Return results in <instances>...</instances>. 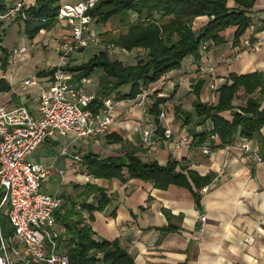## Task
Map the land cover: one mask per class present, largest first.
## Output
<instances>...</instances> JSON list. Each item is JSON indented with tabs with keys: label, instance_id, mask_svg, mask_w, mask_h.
<instances>
[{
	"label": "crops",
	"instance_id": "crops-1",
	"mask_svg": "<svg viewBox=\"0 0 264 264\" xmlns=\"http://www.w3.org/2000/svg\"><path fill=\"white\" fill-rule=\"evenodd\" d=\"M12 1L5 0L7 5ZM75 1L61 0L60 6ZM26 2L27 9L36 4V0ZM227 5L235 8L236 2L228 0ZM247 15L252 21L238 44L234 43L236 27L231 26L220 33L225 41H205L207 48L201 47L198 56L188 55L179 68L165 73L164 83L159 80L151 83L148 87L155 90L146 109L138 106L135 99H118L117 92L105 95L104 98L111 97L116 102L115 120L108 131L84 137L56 135L29 155L33 154L28 157L30 160L50 168L41 191L57 193L64 199L63 206L56 211L54 225L59 233V252L67 253L66 247L73 236L68 224L74 229L85 224L91 229L93 239L116 241L134 258L135 264H264V123L253 136L242 138L237 134L233 141L247 140L251 149L262 157L253 166L243 160L242 150L231 145L212 148L209 154H204L205 144L221 143L218 135L210 134L203 143H198L199 134L209 132L213 124L197 114L196 104H217L220 88L232 83L230 74L260 72L264 77V0H256ZM137 18V13H130L132 22ZM209 19L206 15L196 17L193 29L200 30ZM13 25L19 27V32L25 30L24 21L19 20L5 24L1 32ZM120 27L117 18L94 23L100 43L88 46L87 53V47L71 52L69 67L85 63L102 51L125 66L135 65L144 52L142 48L127 51L110 42L119 35ZM26 37L35 47L39 43L44 47L51 44L60 56L72 40L71 29L64 21H58L50 30H41L34 38L27 34ZM111 45L113 54L109 52ZM21 46L29 48L26 44ZM237 52H241L238 59ZM77 55L80 57L75 58ZM12 61L10 50L2 48L0 80H4L2 86L7 89L0 90V104L10 108L24 104L36 113L38 99L48 88L52 70L58 63L37 72L42 73V81L40 90L33 94L22 87L23 80L32 75L25 76L19 87H15L11 75L6 78L2 69ZM70 71L74 86L99 95L103 69H95L89 75L92 82L86 86L81 82L80 71ZM212 83L215 89L210 87ZM130 89L131 85H124L119 91L124 94ZM249 97L241 87L232 101V109L222 115L231 121L236 112H242ZM157 98L164 99L158 113L153 109ZM162 106L167 119L160 123ZM167 126L172 129L171 138L165 136ZM148 128H156L152 147L144 146L141 141L142 131ZM185 135L192 139L191 145L174 151L172 141ZM130 155L162 166L173 164L184 178L181 183L158 187L153 179L129 178L126 173L123 178L98 177L91 172L89 159L93 157L126 160ZM193 175L198 177V182L193 180ZM186 182L189 184H183ZM205 186L208 189L203 191Z\"/></svg>",
	"mask_w": 264,
	"mask_h": 264
},
{
	"label": "trees",
	"instance_id": "trees-1",
	"mask_svg": "<svg viewBox=\"0 0 264 264\" xmlns=\"http://www.w3.org/2000/svg\"><path fill=\"white\" fill-rule=\"evenodd\" d=\"M60 1L36 0L34 6L26 9L28 17L24 23L29 38H34L43 29L50 30L59 21ZM234 1L235 8L228 7V0H100L90 11L93 22L106 23L117 18L121 23L120 33L111 39V43L127 51L134 48H143L145 51L135 65L125 66L123 62L111 59L107 51H102L85 63L68 66L69 70L80 71L83 76H89L95 69H103L99 95L95 96L90 108L97 112L104 104L105 95L114 92H117L118 99H135L144 88L159 80L165 73L179 68L185 57L192 54L198 56L200 48L206 44L205 41H225L220 33L231 26L236 27L234 43L238 44L240 37L251 24L252 20L247 13L256 0ZM6 6L5 0H0V12L5 11ZM131 12L137 13L136 21L130 20ZM202 15L210 19L203 28L196 31L193 29V21ZM3 38L4 34L0 31V45ZM229 77L232 83L220 88L217 104H196L197 114L210 119L213 124L209 132L199 134L200 144L207 136L214 134L218 135L221 143L207 144L212 148L225 147L234 141L237 134L242 138H249L263 126V75L253 72L230 74ZM3 82L1 79L0 90L7 89L2 86ZM124 85H131V89L123 94L119 90ZM241 87L251 97L242 112H236L231 121L227 120L222 113L232 109V101ZM163 101L164 99L157 98L154 103L153 109L156 113ZM89 162L92 166L91 172L98 177L123 178L126 173L129 178L153 179L158 187H166L173 182L181 183L184 178L182 173L175 170L173 164L162 166L153 161L143 162L131 155L126 160L93 157ZM193 180L198 182V177L193 175ZM0 226L4 236L12 232L7 208L0 212ZM68 229L73 235L66 247L69 264H135L134 258L116 241L93 239L89 226L80 224L74 229L68 224ZM28 264L44 263L30 261Z\"/></svg>",
	"mask_w": 264,
	"mask_h": 264
},
{
	"label": "built area",
	"instance_id": "built-area-1",
	"mask_svg": "<svg viewBox=\"0 0 264 264\" xmlns=\"http://www.w3.org/2000/svg\"><path fill=\"white\" fill-rule=\"evenodd\" d=\"M99 1L77 0L60 6L58 20L70 27L72 40L65 46L58 64L52 70L49 86L38 99L36 113L24 104L12 108L0 104V212L7 208L12 226L8 236L2 234L0 226V264H28L30 261L69 264L68 254L58 250L59 233L54 229L56 211L63 206L64 199L57 193L41 191L42 182L49 176L50 168L28 157L40 144L56 135L84 137L104 133L115 120V100L105 98L103 106L95 112L90 104L96 94L74 86L71 82L73 74L68 69L71 52L101 41L90 14ZM26 9V0H13L5 11L0 12V29L5 27L6 22L27 19ZM207 46L206 43L202 48L206 49ZM26 51L27 47L21 46L14 48L12 53L18 56ZM109 52L113 54V45L109 47ZM240 56L241 52L235 54L236 59ZM202 71L205 72V68ZM41 81V76L32 75L23 80L22 87L26 90ZM159 81L164 83L165 76ZM81 82L86 86L92 79L83 76ZM210 87L215 89V84L212 83ZM154 90L151 87L144 88L135 98L136 104L146 109ZM166 115L162 106L160 123L166 121ZM154 129L142 131L144 146L155 145ZM164 133L166 138L172 137L169 126L165 127ZM191 143L190 136L185 135L172 141L171 147L177 151L189 147ZM230 145L243 151V160L247 164L253 166L262 161V157L251 149L247 140L242 139ZM202 149L204 154H209L212 147L205 144ZM75 158L82 160L81 156ZM207 189L208 186H205L203 191ZM205 220L203 216L202 221Z\"/></svg>",
	"mask_w": 264,
	"mask_h": 264
},
{
	"label": "rangeland",
	"instance_id": "rangeland-1",
	"mask_svg": "<svg viewBox=\"0 0 264 264\" xmlns=\"http://www.w3.org/2000/svg\"><path fill=\"white\" fill-rule=\"evenodd\" d=\"M8 23L9 22H6V24ZM3 34H4V38L2 44L0 45V51L2 50V48L6 50H10V55L12 56L13 61L11 64L8 65L6 69H2V70L4 71L7 79H9V76L11 75L15 83V87H19L20 81L25 76L27 75L40 76L41 73L37 74L39 70L51 69L52 65L58 63L60 55H58L57 49L52 47L51 44L48 47H44L40 43L36 47L35 45L34 46L31 45V41L26 37V33L23 28L19 32V27L17 25L9 26L5 31H3ZM22 44H26L29 47L27 51L21 53L18 56L14 55L12 53V50L14 48H18ZM77 50L80 51V49ZM142 50L145 51V49L143 48ZM85 52L86 53L90 52V48L87 47L85 49ZM140 55L138 56V58L140 57ZM79 57H80L79 55L75 56V58H79ZM69 58H71V55L70 57H68V59ZM39 88H40V84L28 87L30 92L33 94L34 93L37 94V92L40 90ZM23 93L25 92L23 91Z\"/></svg>",
	"mask_w": 264,
	"mask_h": 264
}]
</instances>
